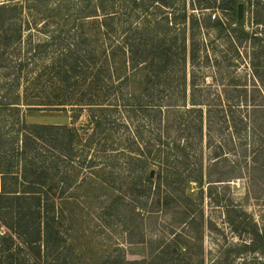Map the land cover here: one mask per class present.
Listing matches in <instances>:
<instances>
[{"label": "trees", "instance_id": "16d2710c", "mask_svg": "<svg viewBox=\"0 0 264 264\" xmlns=\"http://www.w3.org/2000/svg\"><path fill=\"white\" fill-rule=\"evenodd\" d=\"M7 1L0 2V264H76L64 214L68 193L85 182L78 174L103 172L108 184L123 170L148 187L188 179L191 131L203 137L214 117L198 100L195 73L187 85L199 31L222 33L232 47L258 40L262 49L264 0H191L200 14L189 13L186 0ZM34 111L86 119L78 127L25 122ZM181 119L185 144L177 142Z\"/></svg>", "mask_w": 264, "mask_h": 264}, {"label": "rangeland", "instance_id": "374dc122", "mask_svg": "<svg viewBox=\"0 0 264 264\" xmlns=\"http://www.w3.org/2000/svg\"><path fill=\"white\" fill-rule=\"evenodd\" d=\"M190 4L186 0L188 12L200 14ZM225 18L228 26L231 16ZM245 18L244 26L253 27L251 9ZM199 32L197 58L186 62L187 85L195 73V85L203 88L198 100L212 105L214 117L203 137L191 131V176L148 187L123 170L114 171L108 184L103 172L93 177L81 171L77 180L85 176V182L68 193L64 214L76 264H264V48L258 40L232 47L211 28ZM186 98L190 108V94ZM23 119L78 127L86 118L34 111ZM183 126L181 119L180 144L187 142ZM165 194L168 199L158 203Z\"/></svg>", "mask_w": 264, "mask_h": 264}, {"label": "water", "instance_id": "95a60500", "mask_svg": "<svg viewBox=\"0 0 264 264\" xmlns=\"http://www.w3.org/2000/svg\"><path fill=\"white\" fill-rule=\"evenodd\" d=\"M237 19H238V20H242V19H243V7H242L241 4H240L239 7H238ZM150 176H151V177L153 176V173H152V172L150 173Z\"/></svg>", "mask_w": 264, "mask_h": 264}]
</instances>
